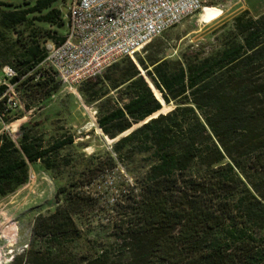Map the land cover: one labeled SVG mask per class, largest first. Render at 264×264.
Listing matches in <instances>:
<instances>
[{"label": "trees", "instance_id": "16d2710c", "mask_svg": "<svg viewBox=\"0 0 264 264\" xmlns=\"http://www.w3.org/2000/svg\"><path fill=\"white\" fill-rule=\"evenodd\" d=\"M60 1L0 0V70L14 72L22 104L2 82L0 200L35 165L62 183L10 264H264V13L244 11L175 57L155 38L79 85L112 145L64 181L83 145L34 120L62 88L44 65L45 45L63 41ZM27 113L16 138L2 130Z\"/></svg>", "mask_w": 264, "mask_h": 264}, {"label": "rangeland", "instance_id": "374dc122", "mask_svg": "<svg viewBox=\"0 0 264 264\" xmlns=\"http://www.w3.org/2000/svg\"><path fill=\"white\" fill-rule=\"evenodd\" d=\"M203 13L183 20L176 27L165 32L163 38H156L153 49L160 48L163 55L175 57L189 45H198L204 42L205 36L211 30L225 22H229L234 16L246 11L249 16L255 17L264 13V0H203ZM69 0H62L56 7L65 14ZM66 31V26L64 33ZM140 50L137 54H141ZM135 57V56H134ZM134 57L132 60H134ZM4 83L2 70H0V84ZM77 87H63L52 99L51 104L34 118L40 117L45 121V126L52 125L54 129L62 128L74 136V144L83 145V149H72L75 157L74 168L65 169L58 177L64 181L75 177L78 173V165L93 153L100 155L110 150L112 142L104 138L95 122V109L84 103L77 92ZM18 98V97H17ZM17 106L22 109L19 99ZM169 108L164 107L162 112ZM27 113L21 120L10 125H4L2 130L17 137L21 124L30 120ZM1 129V126H0ZM1 130V131H2ZM62 183L45 173L39 165L31 167L28 183L14 194L0 200V264H10L13 258L28 249L31 236V228L35 218L39 214H47L54 208V194ZM94 227V228H93ZM92 225L87 237L95 240L97 231ZM102 236V235H101ZM106 237V235L104 236ZM103 241H110L108 236Z\"/></svg>", "mask_w": 264, "mask_h": 264}, {"label": "built area", "instance_id": "2783aa9c", "mask_svg": "<svg viewBox=\"0 0 264 264\" xmlns=\"http://www.w3.org/2000/svg\"><path fill=\"white\" fill-rule=\"evenodd\" d=\"M204 9L203 0H69L63 41L45 45L44 65L63 87H77L121 59H133L152 40ZM2 73L4 96L15 106L18 98L9 83L15 74L8 66Z\"/></svg>", "mask_w": 264, "mask_h": 264}, {"label": "water", "instance_id": "95a60500", "mask_svg": "<svg viewBox=\"0 0 264 264\" xmlns=\"http://www.w3.org/2000/svg\"><path fill=\"white\" fill-rule=\"evenodd\" d=\"M141 75L143 76V78L145 79V81L147 82V84L149 85V87L151 88V90L153 91V86L151 85V83L149 82V80L147 79V77L145 76V74L143 72H141ZM162 100V99H161ZM159 101V100H158ZM160 102V101H159Z\"/></svg>", "mask_w": 264, "mask_h": 264}]
</instances>
